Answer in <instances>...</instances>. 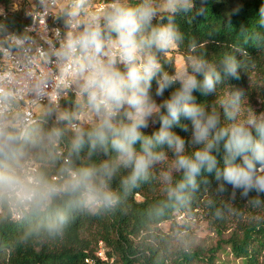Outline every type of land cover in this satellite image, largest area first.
Segmentation results:
<instances>
[{"label":"clouds","instance_id":"obj_1","mask_svg":"<svg viewBox=\"0 0 264 264\" xmlns=\"http://www.w3.org/2000/svg\"><path fill=\"white\" fill-rule=\"evenodd\" d=\"M33 4L44 25L29 13L21 31L0 22V256L61 241L82 216L115 215L153 182L163 193L148 212L157 221L190 212L201 194L213 219L240 215L237 190L264 211V112L225 85L257 68L249 47L264 51V4L239 28L245 43L218 60L182 30L206 17L204 0ZM172 50L184 53L179 66ZM196 92L215 99L197 102ZM182 120L187 141L173 130L189 131ZM150 122L159 128L149 135ZM210 175L217 193L232 188L219 206Z\"/></svg>","mask_w":264,"mask_h":264},{"label":"trees","instance_id":"obj_2","mask_svg":"<svg viewBox=\"0 0 264 264\" xmlns=\"http://www.w3.org/2000/svg\"><path fill=\"white\" fill-rule=\"evenodd\" d=\"M195 3L199 7L201 0H195ZM204 3L208 7L206 17H198L194 22L182 21V30L188 37L194 36L204 45L209 59L218 60L225 51L245 43L239 28L248 26L249 21L258 14L264 0H204ZM229 23L232 26L228 25ZM6 24L9 29L19 30V23L13 26L11 18ZM174 51L168 55L173 57L176 63L175 55L178 53L184 57V53L179 50ZM249 51L257 60V68L250 72V80L247 73L241 69L240 79L229 78L225 81V85L244 88L248 91V97L253 95L261 99L264 108V51H257L251 47ZM155 87L154 82L153 95H155ZM170 92L171 89L166 91L163 97H155L157 103L167 98ZM194 95L197 102L211 103L215 99V94L203 96L196 92ZM182 123L189 124L188 132L179 127L173 130L187 141L191 135L190 122L182 120ZM158 128L157 122L143 131L150 135ZM222 155L221 153L218 156L221 163ZM208 179L210 184L207 187L212 194L217 195L218 198L215 199L218 206L224 200L231 199L230 185H226L228 189L226 192L217 193L218 182L212 175ZM162 198L163 193L155 182L142 185L124 201L115 215L82 216L73 223L63 240L20 246L8 259L5 260L0 256V264H103V260L97 254L99 248L105 250L106 256L112 260L111 264H168L173 237L164 232L159 225L166 221H174L177 216L185 213H172L159 221L150 218L149 210ZM209 198L207 194L199 195L190 212L186 214L203 210L213 230L221 237L210 257L213 258L217 249L227 245L232 255L242 260L243 264H264V211L247 208L246 201L240 197L237 190L233 203L241 214H229L222 220H216L205 206ZM226 233L228 235L225 237ZM11 235L12 233H9V236ZM199 255V252L184 250L177 255L178 259L175 263L189 264L194 258H200Z\"/></svg>","mask_w":264,"mask_h":264},{"label":"rangeland","instance_id":"obj_3","mask_svg":"<svg viewBox=\"0 0 264 264\" xmlns=\"http://www.w3.org/2000/svg\"><path fill=\"white\" fill-rule=\"evenodd\" d=\"M175 57L176 65L179 66L184 57L178 53ZM248 104L257 114L264 112L262 100L257 96L250 95ZM151 124L150 122L149 125ZM159 227L173 237L172 252L168 264H176L177 255L184 250L200 253V258H194L189 264H243L242 260L232 255L227 245L217 249L213 258L210 257L213 254V248L221 241V237L213 230L207 214L203 210H196L192 214H181L174 221L163 222ZM227 235L226 233L225 237Z\"/></svg>","mask_w":264,"mask_h":264},{"label":"built area","instance_id":"obj_4","mask_svg":"<svg viewBox=\"0 0 264 264\" xmlns=\"http://www.w3.org/2000/svg\"><path fill=\"white\" fill-rule=\"evenodd\" d=\"M103 2L104 0H97V6L103 4ZM28 13L33 15V19L37 20L40 25H44V17L34 11L33 0H0V22L6 23L11 18L13 26L19 23V30L15 31H21L25 26L32 23V17ZM47 23L50 26H56L51 18L48 19ZM97 254L103 260V264H111L112 260H109L103 248H99Z\"/></svg>","mask_w":264,"mask_h":264}]
</instances>
